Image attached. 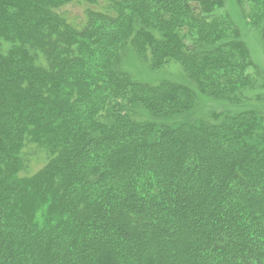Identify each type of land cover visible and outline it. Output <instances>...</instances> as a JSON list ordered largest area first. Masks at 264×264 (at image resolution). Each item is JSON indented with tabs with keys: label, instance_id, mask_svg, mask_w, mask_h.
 I'll return each instance as SVG.
<instances>
[{
	"label": "trees",
	"instance_id": "16d2710c",
	"mask_svg": "<svg viewBox=\"0 0 264 264\" xmlns=\"http://www.w3.org/2000/svg\"><path fill=\"white\" fill-rule=\"evenodd\" d=\"M224 7L0 0V264H264V106Z\"/></svg>",
	"mask_w": 264,
	"mask_h": 264
},
{
	"label": "rangeland",
	"instance_id": "374dc122",
	"mask_svg": "<svg viewBox=\"0 0 264 264\" xmlns=\"http://www.w3.org/2000/svg\"><path fill=\"white\" fill-rule=\"evenodd\" d=\"M224 8L235 18L239 23L241 31L243 32L244 40L249 48V54L252 61L253 68L256 69L258 75L256 78L259 83L255 85L254 93H257V96H260L257 101V106H264V44L261 41V37L258 29L254 25L247 23L245 18L241 17L240 9L236 0H224ZM171 71V68H170ZM177 70L174 69V74ZM263 85V87H260Z\"/></svg>",
	"mask_w": 264,
	"mask_h": 264
}]
</instances>
